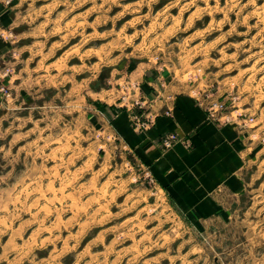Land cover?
<instances>
[{"label":"rangeland","instance_id":"obj_1","mask_svg":"<svg viewBox=\"0 0 264 264\" xmlns=\"http://www.w3.org/2000/svg\"><path fill=\"white\" fill-rule=\"evenodd\" d=\"M10 4L19 26L3 33L16 50L0 66V249L19 264H264V0ZM141 63L224 102L250 130L244 188L224 216L184 215L110 122L95 124L113 105L145 110L130 72ZM103 91L115 102L97 100Z\"/></svg>","mask_w":264,"mask_h":264},{"label":"crops","instance_id":"obj_2","mask_svg":"<svg viewBox=\"0 0 264 264\" xmlns=\"http://www.w3.org/2000/svg\"><path fill=\"white\" fill-rule=\"evenodd\" d=\"M10 3L0 0L3 33L19 26L17 8ZM14 43L0 35V66L16 50ZM130 72L141 88L135 91H140L148 103L138 113H144L153 123L139 131L133 125L132 109L113 105L105 110L104 116L96 117L95 124L110 122L120 147L127 150L135 164L149 171L171 204L184 215L199 222L211 216H224L231 202L229 197L234 199L244 188L250 130L230 116L227 120L211 118L197 93L170 81L158 66L141 63ZM94 95L97 100L110 97L115 102L114 91ZM170 133H176L179 140L165 150L161 141ZM0 264H19V254L9 255L0 249Z\"/></svg>","mask_w":264,"mask_h":264},{"label":"built area","instance_id":"obj_3","mask_svg":"<svg viewBox=\"0 0 264 264\" xmlns=\"http://www.w3.org/2000/svg\"><path fill=\"white\" fill-rule=\"evenodd\" d=\"M10 2H12V0H7V3H10ZM0 35L4 37L3 32H0ZM139 89L140 88L134 89V92L136 93V95H137V92L135 90H139ZM206 97L209 98L210 96L207 95ZM201 99L203 100L202 101L203 106L206 108V111L208 112L211 118L218 119V120L228 119L229 114L226 113V104L224 102H220V100L214 101L215 99H212V98L211 99L201 98ZM138 100L139 99H136L134 105L138 103ZM145 103L146 101H143V102L141 101V107H144ZM143 114L144 113L142 114L132 113L134 128L139 131L147 129L153 123V119L148 118L145 116V114L144 115ZM166 114L170 115L171 114L170 110H167ZM178 140H179V136L176 133H170V134L165 135L162 138L161 144L163 148L167 150V149H170Z\"/></svg>","mask_w":264,"mask_h":264}]
</instances>
